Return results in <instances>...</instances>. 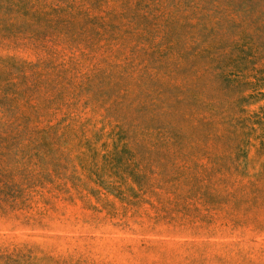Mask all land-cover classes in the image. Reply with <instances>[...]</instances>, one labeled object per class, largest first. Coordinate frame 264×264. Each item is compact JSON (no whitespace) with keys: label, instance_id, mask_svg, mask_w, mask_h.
<instances>
[{"label":"rangeland","instance_id":"obj_1","mask_svg":"<svg viewBox=\"0 0 264 264\" xmlns=\"http://www.w3.org/2000/svg\"><path fill=\"white\" fill-rule=\"evenodd\" d=\"M0 264H264V0H0Z\"/></svg>","mask_w":264,"mask_h":264},{"label":"trees","instance_id":"obj_2","mask_svg":"<svg viewBox=\"0 0 264 264\" xmlns=\"http://www.w3.org/2000/svg\"><path fill=\"white\" fill-rule=\"evenodd\" d=\"M259 118H261L259 115H258Z\"/></svg>","mask_w":264,"mask_h":264}]
</instances>
